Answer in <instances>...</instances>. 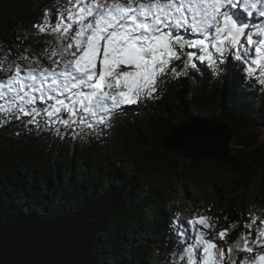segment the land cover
<instances>
[{"label":"trees","instance_id":"16d2710c","mask_svg":"<svg viewBox=\"0 0 264 264\" xmlns=\"http://www.w3.org/2000/svg\"><path fill=\"white\" fill-rule=\"evenodd\" d=\"M48 2L0 0V48ZM230 60L225 83L209 69L169 77L159 100L117 115L99 136L62 141L15 121L0 125V264H169L170 221L188 188L217 229L239 225L230 238L264 216V94ZM230 81L244 104L226 90ZM195 117L232 127L237 165L192 166L163 153L168 133Z\"/></svg>","mask_w":264,"mask_h":264},{"label":"snow or ice","instance_id":"6c2138e0","mask_svg":"<svg viewBox=\"0 0 264 264\" xmlns=\"http://www.w3.org/2000/svg\"><path fill=\"white\" fill-rule=\"evenodd\" d=\"M249 3L49 0L12 46L0 48V125L15 121L62 141L99 136L117 115L159 100L169 77L199 73L201 64L220 77L229 58L245 65L244 78L255 80L264 94V39L254 40L233 11ZM243 10L264 17V7ZM256 35L264 37V25ZM244 45L254 46L251 60L253 49ZM226 90L244 104L231 81ZM176 133L177 148L205 145L214 135L197 123ZM238 226L217 229V218L199 210L189 220L176 213L169 225V264H264V216L245 221L230 238Z\"/></svg>","mask_w":264,"mask_h":264},{"label":"water","instance_id":"95a60500","mask_svg":"<svg viewBox=\"0 0 264 264\" xmlns=\"http://www.w3.org/2000/svg\"><path fill=\"white\" fill-rule=\"evenodd\" d=\"M193 123L211 129L214 133L211 141L202 146L175 147L172 143V137L177 135V131ZM235 140L236 133L230 125L222 122L214 123L213 121L195 117L182 127L174 128L168 133L163 144V153L171 154L175 156L176 160L188 162L192 166L203 160L220 162L226 166H235L237 165L233 146Z\"/></svg>","mask_w":264,"mask_h":264},{"label":"rangeland","instance_id":"374dc122","mask_svg":"<svg viewBox=\"0 0 264 264\" xmlns=\"http://www.w3.org/2000/svg\"><path fill=\"white\" fill-rule=\"evenodd\" d=\"M251 23H252V21H250V19H248L247 24L249 25V27L246 29V32H250L253 35V39L256 40V41H259L260 39H264V37L256 35L257 30L253 31V26L251 25ZM244 46H246V45H244ZM252 46L253 45H249V47H252ZM251 49H253V52L248 57V60H251L252 57L255 55L254 46ZM185 51L186 52H191L193 54H200L199 50H197V49H185ZM231 68H232V61L229 58L228 62L225 65H223V69L226 70V72H224L225 73L224 76L223 75H221L220 77H216L215 76L216 83H220V82L225 83L230 78L229 74L232 73L231 72L232 71ZM200 69L206 70L207 68L203 64H201L200 65ZM185 188H188V187H185ZM185 188H183V191H185ZM188 189H189V192H186V191L183 192L182 202L180 204H178L181 216L185 217L186 220L191 219L192 216H193L191 214H193L196 211L194 209L195 205H194V202H193L194 198L196 197L195 191L193 189H191V188H188ZM212 202H210V203L212 204ZM216 243L221 244L219 242V240H217Z\"/></svg>","mask_w":264,"mask_h":264},{"label":"bare ground","instance_id":"6f19581e","mask_svg":"<svg viewBox=\"0 0 264 264\" xmlns=\"http://www.w3.org/2000/svg\"><path fill=\"white\" fill-rule=\"evenodd\" d=\"M234 10L236 12H238L237 18L240 20V22L247 23L248 19H250V21H252L251 25L253 26V31L254 30H258V27L260 25H264V17L259 16L257 13L254 12L253 15L251 17H249V16H247L244 13V10H243V7L242 6L240 8H238V9H234Z\"/></svg>","mask_w":264,"mask_h":264},{"label":"clouds","instance_id":"9594fccd","mask_svg":"<svg viewBox=\"0 0 264 264\" xmlns=\"http://www.w3.org/2000/svg\"><path fill=\"white\" fill-rule=\"evenodd\" d=\"M254 3L256 5V7H252L251 0H250V3L247 6H245V5H241V6L243 8H245V10H247V11H257L258 8L264 7V4L261 3V0H254Z\"/></svg>","mask_w":264,"mask_h":264}]
</instances>
